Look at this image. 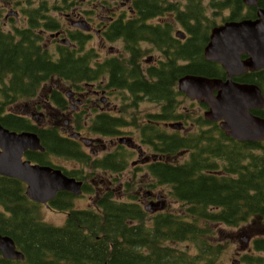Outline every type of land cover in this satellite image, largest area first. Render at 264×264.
I'll return each mask as SVG.
<instances>
[{
    "label": "trees",
    "instance_id": "trees-1",
    "mask_svg": "<svg viewBox=\"0 0 264 264\" xmlns=\"http://www.w3.org/2000/svg\"><path fill=\"white\" fill-rule=\"evenodd\" d=\"M258 3L264 10V0ZM135 8L148 18L167 10L177 13L187 34L182 45L171 47L167 31L144 23L128 27L129 44L136 49L140 41L148 40L157 42L160 49L167 47V53L175 50L174 63L168 59L167 73L157 75L152 83L143 80L130 86L151 90L152 96L158 97L172 94L186 75L226 80L222 66L204 58V48L217 26L207 15L209 8L216 13L228 10L224 22L256 20L258 9L247 7L243 0H137ZM116 32L126 31L118 27ZM178 56L182 66H176ZM57 73L68 78L80 76L75 82L82 83L91 81L96 69L73 54L53 59L39 45L32 28L9 33L0 26V123L14 132L39 135L45 151L29 152L30 160L54 166L50 157L55 156L81 164L84 156L79 144L64 138L58 129L31 128L25 118L4 115L5 109L33 97L49 81V75ZM121 80V75L114 73L112 81ZM234 80L256 84L264 93V69ZM138 83L142 85H135ZM253 113L264 117V110ZM199 126L195 134H168L167 153L187 152L188 157H181L184 161H169L166 166L155 163L150 168L159 184L171 187L172 195L182 204L180 213L151 216L139 204L116 202L113 194L97 202L98 210L75 209V196L60 192L51 205L69 216L63 226L55 227L42 220L41 205L26 196L23 182L0 176V234L11 237L25 255L20 261L4 259L0 253V264H222L226 246L213 227L235 228L264 220V142H237L218 124L203 118ZM154 134L158 135V130H142L144 142L153 144L152 139H158ZM97 166L115 170L112 158ZM63 171L81 179L79 170ZM183 242L193 243L196 252L175 246ZM240 263L264 264V236L253 238Z\"/></svg>",
    "mask_w": 264,
    "mask_h": 264
},
{
    "label": "flooded vegetation",
    "instance_id": "flooded-vegetation-1",
    "mask_svg": "<svg viewBox=\"0 0 264 264\" xmlns=\"http://www.w3.org/2000/svg\"><path fill=\"white\" fill-rule=\"evenodd\" d=\"M136 2L0 0V26L5 32L32 28L39 45L53 59L60 58L62 54H73L77 60L96 69L91 81L83 80L82 83L75 82L81 79L80 76L49 75V82L30 100L44 98L42 104L27 105L24 109L7 108L4 115L25 118L31 128H56L64 138L79 144L84 160L79 170L81 179L77 180L83 182L85 197L96 194L95 201H100L104 196L113 194L112 199L125 202L118 199L113 191L116 183L131 172L133 179L141 173L144 175L140 178L144 176L152 189L167 188L168 197L158 196V200L143 205L138 196H130L128 202L139 204L148 211L155 209L150 211L153 215L167 214V198L181 203L172 195L168 184L158 183L150 168L155 163L166 166L169 161H180L181 154L170 156L167 153L168 134L198 133L200 120L207 121L205 112L208 106L185 97L178 89L158 97L152 96L151 90L130 88L135 82L145 80L152 83L157 75L161 77L167 73L168 59L174 63L175 50L167 53V47L160 49L157 42L148 40L140 41L137 44L139 49H136L129 44L128 27H140L144 23L153 29L167 31L172 39L171 47L182 45L185 41L178 35L179 31L185 30L177 13L167 10L160 15L143 17L142 12L135 8ZM2 24L10 26V29L6 31ZM118 27H123L126 32L117 33ZM175 62L176 66L183 64L179 56ZM114 73L117 77L121 75L122 80L112 81ZM184 100L189 102V107L184 105ZM48 117H51L50 121ZM177 123L183 124L184 130L173 129L172 125ZM146 128L158 130V135L154 134L158 139H152L153 144L144 142L142 130ZM103 129L108 132L99 131ZM73 132H79L80 138L73 139ZM134 132L138 134V143ZM123 156L125 159L120 165ZM110 158L115 162V170L97 166ZM94 178H100L98 184ZM132 184H136V179ZM151 194L152 191L147 193Z\"/></svg>",
    "mask_w": 264,
    "mask_h": 264
},
{
    "label": "water",
    "instance_id": "water-1",
    "mask_svg": "<svg viewBox=\"0 0 264 264\" xmlns=\"http://www.w3.org/2000/svg\"><path fill=\"white\" fill-rule=\"evenodd\" d=\"M243 2L247 7L258 8L257 19L227 21L213 28L204 49L205 59L220 64L227 72V81L188 75L179 80V89L191 99L207 104L206 119L220 122L228 136L239 142L257 143L264 142V117L252 111L264 110V93L256 84H241L232 78L264 69V10L258 0ZM178 35L185 38L183 32ZM73 136L78 138L79 134ZM27 151H44L40 137L32 132H11L0 124V175L24 182L27 197L47 206L59 192L82 193V182L68 177L61 169L24 160ZM0 253L4 259H25L14 240L1 234Z\"/></svg>",
    "mask_w": 264,
    "mask_h": 264
},
{
    "label": "rangeland",
    "instance_id": "rangeland-1",
    "mask_svg": "<svg viewBox=\"0 0 264 264\" xmlns=\"http://www.w3.org/2000/svg\"><path fill=\"white\" fill-rule=\"evenodd\" d=\"M49 1L52 3L55 2V0H49ZM175 1H180L181 3L186 2V0H175ZM205 7H207V5H205ZM207 15L211 18V20L213 21L215 20L217 25H221L223 24L224 21L223 19H225V17L229 15V11L228 10L219 11L216 13L214 12L213 9L209 8L207 10ZM2 27L6 31H8L7 29H10V26L4 27L3 24ZM47 39H48V35L45 38V42L47 41ZM43 100L44 98H37L35 100L28 102L21 101V103L18 104L17 106L19 109H24L27 105L32 107V105L35 106L37 104H42ZM184 105L187 107L190 106L189 102L186 100H184ZM50 119L51 117H48V121H50ZM134 139L137 141V143L139 142L138 134H136V132H134ZM134 158L135 159L137 158V153L134 154ZM50 161L56 166L63 167L69 171L73 169L74 170L79 169V166L77 165L76 162L66 160L64 158L51 156ZM131 168L132 167H130V169ZM128 171L129 169L127 170V172ZM127 172L125 174H127ZM140 175H144V174L139 173V177H136L134 179H133V172H131L129 175H126L124 178L121 177V180H118L119 182L116 183L115 188L113 189V191H115L116 197L122 201L128 202L130 196L131 197L138 196L139 201L143 205H149L150 203L153 202V200H158L157 198L158 196L166 195L167 188L158 187L156 190H154L147 185L148 180L144 176L140 178ZM92 178L93 177H91L90 180ZM94 179L98 184L100 178H94ZM135 179H136V184L133 185L132 182H134ZM149 191H152L151 195H147ZM166 196L164 197V199H166ZM95 197L96 194H93L91 197L87 196L83 198H76L74 200V207L76 209L96 210ZM167 200H168L169 212H174V213L181 212L182 206L180 204H177L175 200L172 198H167ZM149 211H155V209H151ZM40 215L45 223L50 224L52 226H61L66 222L67 219V215L64 212L61 211L55 212L46 208L45 206H40ZM263 224H264V220H258L235 228L216 227V226L213 227V230H217L218 235L219 234L221 235L222 238L220 237V240L223 239L221 242H223L224 245L226 246L224 255L222 257V264H237L238 262H240L241 256L249 251V246L253 238L256 236H264ZM175 246L182 250H189L191 252H196L195 246L191 242H183Z\"/></svg>",
    "mask_w": 264,
    "mask_h": 264
},
{
    "label": "bare ground",
    "instance_id": "bare-ground-1",
    "mask_svg": "<svg viewBox=\"0 0 264 264\" xmlns=\"http://www.w3.org/2000/svg\"><path fill=\"white\" fill-rule=\"evenodd\" d=\"M201 77H203V76H201ZM210 79V78H209ZM227 79H228V74H227ZM227 79L226 80H224V81H227ZM222 80V79H221ZM232 80H233V78H232ZM234 81V80H233ZM18 133V132H17Z\"/></svg>",
    "mask_w": 264,
    "mask_h": 264
}]
</instances>
